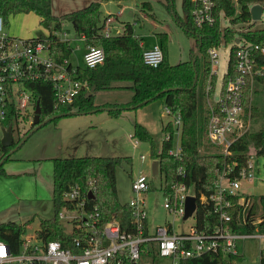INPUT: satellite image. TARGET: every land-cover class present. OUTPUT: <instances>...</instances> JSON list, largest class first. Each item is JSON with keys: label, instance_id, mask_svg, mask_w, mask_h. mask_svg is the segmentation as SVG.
<instances>
[{"label": "trees", "instance_id": "16d2710c", "mask_svg": "<svg viewBox=\"0 0 264 264\" xmlns=\"http://www.w3.org/2000/svg\"><path fill=\"white\" fill-rule=\"evenodd\" d=\"M102 1H91L87 6L64 13L60 16L52 11V0H0V13L8 22L10 14L22 12H34L41 18V23L47 27L48 34H41L40 38H48L51 54L58 60L70 59L73 47L70 41L60 40L56 32L63 30L65 21L72 22L76 33L83 37L88 45L101 46L105 50V61L96 67H77V79L84 83L79 89L72 103L58 104L56 102V89L52 82L39 80L26 83L40 104L41 120L57 115L52 121L60 117L74 114H89L92 110L101 106L114 107L109 110L113 117H119L126 110H135L157 99H161L170 108L174 115H181L183 120L182 146L183 159L179 160L169 154L172 146L171 140L163 139L161 149L156 151L155 139L148 128L136 122L134 124V136L140 140L148 141L152 145V157L159 160V174L163 178L162 190L164 195L171 194L172 185L185 183L188 189H192L197 198L196 222L194 228L197 232L213 234L221 223L219 215L215 212L210 196L215 192L216 170L228 163L238 162L237 170L242 168L249 156L254 152L264 156V123L262 127L253 132L249 131L240 136L230 146L231 154L201 153V146L206 136L208 125V109L206 106L205 87L209 77L210 63L208 49L219 47L223 40L226 43L234 42L236 33L230 27L221 28L222 14L229 18L231 23L252 22L250 9L254 4L264 6V0H216L217 21L213 25H205L201 28L193 24L191 0H183L184 15H179L175 8L174 0H165L166 7L174 14L176 21L186 30L189 35L196 38L200 52L196 57L195 66L192 59L172 64L168 59V33L158 32L160 44L164 52V59L157 67L151 66L144 61L142 38L136 34L134 22H124L122 32L105 36V17L102 11ZM123 1V0H115ZM142 9L146 12L153 10L151 0L141 2ZM239 8V10H238ZM238 10V11H237ZM251 42L264 41V28L247 29L240 34ZM239 35V36H240ZM237 45L231 47V59L229 73L224 76L225 86L230 77H233L236 62L235 53ZM201 55L204 59L202 84L200 80ZM197 74V79L195 75ZM116 81H131L130 86H115ZM264 83V77L259 78ZM216 83V76L213 84ZM115 87H128L133 90L132 99L126 103H95V92ZM245 114L250 111L252 117L263 116L264 110L254 106L250 102V87H246ZM147 100V102H145ZM75 112V113H73ZM62 114V115H60ZM9 121L12 118L9 117ZM24 134L26 135L32 128ZM163 132L173 130L172 122L163 127ZM22 137L14 140L12 146L4 147L0 139V175H12L7 172L5 164L12 160L9 152L17 145ZM123 160L131 162V157L121 156H74L53 158V205L52 217L40 218V227L37 235L46 240H62L69 238L64 230L58 211L67 205L64 195L66 190L74 184L82 186L85 194L91 189L88 182H94V195L89 199L97 204L102 222L116 219L123 230L134 231L135 224L132 217V208L127 202L119 198L117 188L116 169ZM184 168V174L179 172ZM151 188L155 185L150 182ZM206 197V200H203ZM236 204L230 209L232 220L226 223L232 232L241 234H254L257 230L264 231V194L261 195L259 204L261 212H258L257 202L249 206L247 212L243 211L237 203L238 197L233 199ZM260 221L256 222V217ZM29 221L19 223L16 221L0 222V239L6 241L13 251H17L22 243V235L26 233ZM148 234V229L146 228ZM67 245L66 243H64ZM148 248L153 249V243H148ZM241 255H225L222 252H207L199 256L181 259L179 264H234ZM259 263L264 264V247L260 250ZM38 264V263H36Z\"/></svg>", "mask_w": 264, "mask_h": 264}, {"label": "built area", "instance_id": "2783aa9c", "mask_svg": "<svg viewBox=\"0 0 264 264\" xmlns=\"http://www.w3.org/2000/svg\"><path fill=\"white\" fill-rule=\"evenodd\" d=\"M191 2V16L196 27L216 23V0ZM116 14H121V11ZM111 20L110 15L103 29L105 36L113 35ZM134 23L136 25V21ZM56 34L59 35V32ZM64 35H67L66 32ZM59 37L60 40H68L66 37L60 35ZM238 38L239 42L237 39L234 41L237 45L235 74L229 78L225 86L222 80L218 99H215L220 63L218 47L208 49L210 71L205 87L208 103L206 137L212 145L220 147L222 149L220 153L225 155L231 154L230 146L235 140L251 131V113L249 111L246 115L244 107L246 87H250L251 102L255 82L264 77V41L251 42L241 35ZM231 54L230 50L224 76L229 73ZM143 56L147 64L159 66L164 59L161 44L156 43L145 48ZM104 61L103 47L94 45L86 47L83 54L84 67H96ZM77 67L70 59L58 61L51 54L48 38L23 37L11 32L7 28L5 17L0 13V132L3 134V129L9 125L13 128V123L24 116L23 112H27L28 116L32 115L34 119L37 101L26 83L50 81L56 89V102L72 103L84 85L77 79ZM166 110L171 116L173 130L164 133L163 139L172 141L169 154L182 160L183 120L181 115H174L167 106ZM9 117L12 118L11 122ZM133 137L134 135H131V138ZM134 143L137 145L139 141L136 139ZM253 155L257 154L252 153L239 170L237 161L217 168L215 192L209 199L221 223L213 234L197 232L194 227L191 231L177 233L172 225H159L155 233L149 231L146 202L141 194L151 188V178L148 174L140 172L132 179V190L135 195L128 202L132 208L134 231L123 230L116 219L102 222L98 205L89 200L90 193L94 195L95 188L94 182L90 180L88 184L91 189L87 194L79 184L71 185L65 192L67 205L58 211V218L69 235L66 242L55 239L46 241L37 233L34 236L23 234L20 247L13 251L6 241L0 239V264H142L144 260L149 262L159 257H170L173 264H179L181 259L207 252L243 255L241 244L244 239L248 237L264 239V231L257 230L254 234L235 233L226 223L232 220L230 209L236 204L234 197H238L237 203L242 206L244 212H247L253 203L251 195L241 191L242 181H252L260 171V166L257 167ZM141 159L146 160V155L142 154ZM179 172L184 174L182 166ZM258 179L264 180V176ZM189 190L185 183L173 184L171 194L165 195V207L184 215ZM206 199L203 197V200ZM260 219L258 215L255 221L259 222ZM149 242L153 243V249L148 248Z\"/></svg>", "mask_w": 264, "mask_h": 264}, {"label": "rangeland", "instance_id": "374dc122", "mask_svg": "<svg viewBox=\"0 0 264 264\" xmlns=\"http://www.w3.org/2000/svg\"><path fill=\"white\" fill-rule=\"evenodd\" d=\"M92 0H52V11L55 15H62L76 9L87 6ZM143 0H123L117 5L115 0H109L102 6L103 16L111 14L115 17V25L120 29L123 21H136L137 35L142 37L146 47L160 39L158 32L168 33V59L172 64L189 60L192 52H196L198 46L196 38L189 35L176 21L174 14L166 7L165 0H151L153 10L146 12L142 9ZM175 8L179 15H183V0H174ZM239 10V8H238ZM237 10V11H238ZM117 11H122L119 18ZM230 27L235 31L236 38L247 29L264 28V12L260 19L252 22L231 23L229 18L222 16L221 28ZM7 28L18 36L38 37L48 34V29L41 23V18L34 12H22L10 14ZM66 32L67 35H64ZM119 31L113 28L116 35ZM61 37H66L73 47L70 61L73 65L83 66V54L87 47L85 39L76 33L72 22L65 21L63 30L59 31ZM157 39V40H156ZM236 42V40H235ZM234 42L226 43L224 40L218 47L220 63L218 65V82L215 99L221 88L223 76L226 73L229 54ZM145 49V47H143ZM204 59L201 55L200 80L202 84ZM119 84H132L131 81H117ZM95 102L103 105L109 102L126 103L132 99L133 91L130 88H111L95 92ZM206 101V106L207 105ZM251 104L264 110V83L256 81ZM23 115L13 123L14 140L24 137L31 128L33 116ZM171 119L166 106L161 99H157L138 109L130 110L119 117H113L109 111L102 110L89 114L66 115L55 121H50L33 132L25 143L13 154L12 160L5 164L7 171L19 173L18 175H0V222L16 221L26 222L25 235H36L40 227V218L52 217L55 209L53 205V158L74 156H121L131 157V162L123 160L117 166V188L122 202H129L135 193L132 190V179L140 172L149 175L154 188L143 192L141 196L146 202V211L149 229L155 233L159 225H172L177 233L191 231L195 225V214L185 217L165 207V195L162 190L163 178L160 174L153 175L152 145L148 141L140 140L134 135V122L146 123L148 130L153 134L156 151L161 149L164 132L162 126ZM250 130H259L263 123V116L252 117ZM0 132V139L2 138ZM138 140L136 145L134 140ZM201 146V153L214 154L222 152L220 147L212 145L205 136ZM254 153V152H253ZM1 154V151H0ZM145 154L147 159L142 160ZM254 162L260 171L252 181H242L241 191L251 195V201L257 202L258 212H261L259 204L261 195L264 194V180L258 179L264 176V157L253 155ZM189 195H195L189 190ZM264 247V239L248 237L241 244L243 255L234 261V264H260L259 255ZM142 264H173L170 257H159L154 261H143Z\"/></svg>", "mask_w": 264, "mask_h": 264}, {"label": "water", "instance_id": "95a60500", "mask_svg": "<svg viewBox=\"0 0 264 264\" xmlns=\"http://www.w3.org/2000/svg\"><path fill=\"white\" fill-rule=\"evenodd\" d=\"M250 12H251V16H252V20L253 21H257L258 19L261 18L263 12H264V6L260 3H257V4H254L251 9H250ZM237 42H239V38H237ZM200 52V46H198L195 54H194V57L192 59V64L195 66V61H196V57L197 55L199 54ZM195 79H197V74L195 75ZM147 102V100L145 101ZM112 108L114 107H111V106H102V107H99L98 109H104V110H111ZM98 109H95V110H92V112L94 111H97ZM40 112H41V109H40V104L39 102H37V105H36V112H35V116H34V119H33V124H34V127L20 140V142L15 145L11 151L9 152L10 154H13L20 146H22L25 141L28 139V137L33 133L35 132L37 129H39L40 127H42L43 125L47 124L48 122L52 121L54 118H56L57 115H54L52 117H49V118H46L44 120H41V117H40ZM75 113V112H73ZM62 115V114H60ZM14 143V136H13V128L11 125H9L7 128L3 129V136L1 138V145L4 146V147H7V146H12ZM3 162V160L0 162V164ZM159 165H160V162L159 160L155 159L152 163V173L153 175H156L159 173ZM90 196L92 197L93 194L90 193ZM196 210H197V198H196V195H188L187 198H186V201H185V214L184 216L187 218L189 216H192L196 213Z\"/></svg>", "mask_w": 264, "mask_h": 264}, {"label": "crops", "instance_id": "0c3cea01", "mask_svg": "<svg viewBox=\"0 0 264 264\" xmlns=\"http://www.w3.org/2000/svg\"><path fill=\"white\" fill-rule=\"evenodd\" d=\"M92 1H95V0H92ZM111 1V0H110ZM109 2V1H108ZM107 1H102V6L103 5H106L107 3H108ZM120 2L121 1H116V3H117V5H120ZM118 12V11H117ZM111 14H114V13H110V14H106V15H104V17H105V22H107V18H109L110 17V15ZM121 14H122V11H121ZM121 14H119V15H121ZM119 15H117L116 14V16L119 18ZM183 15H184V13H183ZM182 15V16H183ZM111 18H112V20H111V25H112V27L113 28H117V30H119V32H122L123 31V29H124V26H122V27H120V29H118V27H116V25L114 24L115 23V17L114 16H112L111 15ZM123 22H126V21H123ZM133 22H135V21H133ZM136 25H137V23H136ZM136 34H137V32H136ZM140 37V36H139ZM142 38V37H141ZM157 40V39H156ZM142 43H143V47H145V48H148V47H151V46H153L154 44H156V43H159V42H157V41H155V42H153V43H151L148 47H146L145 46V44H144V42H143V40H142ZM86 50V49H85ZM117 82V81H116ZM116 82H114L113 84L115 85V86H130L131 84H119V83H116ZM115 88H126V87H115ZM128 88V87H127ZM111 89V88H110ZM132 90V89H131ZM133 91V90H132ZM133 96V95H132ZM128 102V101H127ZM96 103V102H95ZM109 103H112V102H109ZM116 103H118V102H116ZM96 104H98V103H96ZM104 106V105H103ZM166 106V105H165ZM102 107V106H101ZM104 110V109H103ZM134 110V109H133ZM97 111H102V109H98ZM97 111H94V112H91V113H95V112H97ZM108 111V110H107ZM127 111H130V110H126V111H124L120 116H122V115H124V113H126ZM80 114H82V113H80ZM74 115H78V114H74ZM170 120H168L166 123H164L163 124V126H162V129H163V127H164V125H166L168 122H169ZM136 122H134L133 123V125L135 124ZM142 124H146L145 122L144 123H142ZM12 159H14V158H12ZM7 170V169H6ZM8 173H10V174H12V175H15V174H19V173H16V172H12V171H7ZM25 222V221H24ZM21 223H23V222H21ZM148 228H149V222H148ZM149 231H150V229H149Z\"/></svg>", "mask_w": 264, "mask_h": 264}]
</instances>
